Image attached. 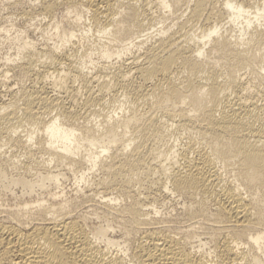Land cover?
I'll list each match as a JSON object with an SVG mask.
<instances>
[{"label": "bare ground", "instance_id": "6f19581e", "mask_svg": "<svg viewBox=\"0 0 264 264\" xmlns=\"http://www.w3.org/2000/svg\"><path fill=\"white\" fill-rule=\"evenodd\" d=\"M27 8L42 44L1 30L0 264H264V0Z\"/></svg>", "mask_w": 264, "mask_h": 264}, {"label": "rangeland", "instance_id": "374dc122", "mask_svg": "<svg viewBox=\"0 0 264 264\" xmlns=\"http://www.w3.org/2000/svg\"><path fill=\"white\" fill-rule=\"evenodd\" d=\"M41 1L42 0H38V1L37 0H27V2H26L27 4H25L23 6H18L17 7V6H14L15 0H0V35H2V33L4 34V35L0 36V39H1L0 40L1 41L0 42V44H1L0 45V70H1L0 71V81L3 80L2 71L5 69L4 66H3V63H2L3 58L5 56H7L8 54H10V55L12 54L13 55L16 52L15 46H13L12 44H10L9 42H7L5 40L6 39L5 38L6 37L5 31H2L1 32V30H4V29L7 28V30H11L12 31V29H14L13 31H16L18 34H21V33H24L25 34V32H26V35L29 37L30 40H33L34 42L37 41L39 44H42V37H41L40 31H39L40 25L39 24L37 25L36 24L37 23L36 21H30V18L29 19H26L25 16L23 15V12H22L23 9L28 10L29 8H27V7H29V6L30 7H33V8H34V6L37 7L38 5L41 4ZM15 7H17V8H15ZM65 14H66V11L63 8V9L58 10V12L56 13V17H57L58 20H61V18ZM180 16H181V13H180ZM180 16H179V13H178V15L175 16V17H179L178 18L179 21H184L185 18L184 17H180ZM174 18L169 19V21H167V23L168 24H172L173 23L172 20H174ZM180 18H182V19L180 20ZM36 28H38V29H36ZM17 33H14L13 32V33H11L10 36H15ZM2 90H3V94L5 96L4 97V100L7 101L10 97H9V95H7L6 88L3 87ZM12 150H14V149H11L9 147L6 148V151H8L9 154H11V151ZM14 151H12V154L15 153L14 155H17L18 156V159H20L21 161L25 160V156H24L22 150L19 149V150H14ZM20 152H22V153L20 154ZM65 176H66V178H65ZM65 176L62 179L59 187L57 189L54 188V190H56V191H62V190L64 191L65 190V192H67V194L72 195V194H74L73 192L76 190L77 186H80V185L82 186V184L77 185L78 183L76 182L75 178L73 177V174H70V173L67 172L65 174ZM17 194H18V192H15V194H14L15 197H14V195H12L10 193L9 194L7 193V195L4 196V200H5L6 204L7 205L14 204L15 201H16L15 199H16ZM176 201H178V202L176 203ZM180 203H181L180 199H175V200H172V201H167V204L165 203L166 204V206H165L166 208L163 207L162 211L165 212L167 210H170L172 212L177 207H179L178 204H180ZM167 212H169V211H167ZM172 213H174V211Z\"/></svg>", "mask_w": 264, "mask_h": 264}]
</instances>
